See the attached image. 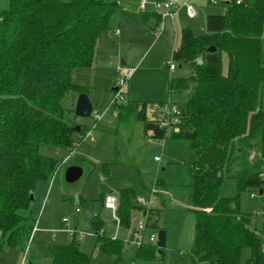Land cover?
Returning a JSON list of instances; mask_svg holds the SVG:
<instances>
[{"label":"trees","instance_id":"trees-1","mask_svg":"<svg viewBox=\"0 0 264 264\" xmlns=\"http://www.w3.org/2000/svg\"><path fill=\"white\" fill-rule=\"evenodd\" d=\"M119 1L9 0L0 10V255L8 248L28 247L35 229L31 207L36 184L50 181L62 166L43 155L41 147L74 150L85 133L76 120L75 99L70 108L63 102L70 93L86 92L74 82L73 72L93 65ZM218 1L225 3V11L207 16V32L199 36L190 26L183 28L172 53V62L191 66L188 77L170 79V93L188 95L185 107H177V128H160L159 119L147 117L146 106L138 118L152 139L177 137L189 143L194 264H242L244 249L251 250L247 264H264V219L262 229L251 227L240 201L248 189H262L264 196V0ZM149 17L151 28L163 21L155 11L146 12L143 21ZM211 46L216 50L208 51ZM226 178L237 181L233 197L220 195ZM136 197L132 187L120 190L116 214L124 230L139 210ZM104 198L81 197L79 205L96 211L88 232L120 264L125 244L105 227L99 213ZM151 212L149 227L155 225ZM72 235L68 244H50L51 264H90V254L75 241L77 231ZM159 253L163 248L146 244L134 257L152 259Z\"/></svg>","mask_w":264,"mask_h":264},{"label":"rangeland","instance_id":"rangeland-1","mask_svg":"<svg viewBox=\"0 0 264 264\" xmlns=\"http://www.w3.org/2000/svg\"><path fill=\"white\" fill-rule=\"evenodd\" d=\"M129 1L134 4L131 3L129 8L123 4L124 7L139 12L141 0ZM172 1L179 6L189 1L197 11L195 18L187 17L185 11L178 15L176 36L170 17L164 18L165 21L158 28H151L153 19L149 17V22L145 19L141 23V28L148 30L147 34H141V38L138 34L136 37L127 36L134 30L127 34L123 30V35L118 37L112 29L119 18H116L115 11L112 28L101 34L93 65L74 70V82L86 89L85 93L93 105L91 115L76 119L84 124L85 133L78 137L74 150L49 144L41 147L43 155L60 160L62 166L50 181H39L36 184L31 207L35 230L28 247L24 250H8L3 254L2 264H17L15 259L22 264L23 258L25 264H51L48 255L50 244L70 243L74 236L69 230L77 231L75 241L90 254V264H115V258L100 250L99 244H95V236L88 232L95 213L91 209L80 208L79 201L81 197L85 201H94L104 195V208L101 206L100 211L106 215L114 235L117 233L116 238H120L121 234L130 233V229L120 227L117 230V223L112 218L113 211L107 207L106 202L109 196L117 197L120 190L128 187L133 188L137 200H149L154 209L150 223L155 225L149 227L146 235L151 232L158 235L160 230H165L166 244L163 253L152 259L135 258L134 243L127 244L120 264H194L192 246L196 219L189 202V185L193 182L189 143L177 137H167L164 141L153 138L151 141V133H146L145 121L138 118V113L146 106L147 117L158 119L154 104L162 100L166 103L169 99L179 110L185 107L187 93H170V79L188 77L191 66L173 61L176 69L170 74L169 61L172 60L173 46L179 44L182 25L188 24L196 35H203L207 32V16L223 13L226 5L218 0L216 4L212 0ZM153 2L150 0L148 3V10L155 9ZM8 4L9 0H0V10ZM137 19L130 20L132 27H136ZM108 36L117 45L109 48L105 43ZM101 48L103 51H99ZM223 59L226 66L227 56L223 55ZM123 61L126 63L123 64ZM128 68H132L133 73L124 93L116 97L115 88L119 87V80ZM72 95L75 96L71 98ZM78 96V93H70L64 99V106L70 108V102L74 99L76 105ZM98 114L102 115L100 119H97ZM89 132L93 134L88 135ZM155 156H160L162 161H156ZM77 164L83 167L84 173L78 181L68 183L65 171L70 165ZM263 175L264 171L261 173ZM157 180L158 185H155ZM237 192L236 179L226 178L220 195L233 197ZM252 194L255 196L252 197ZM240 201L241 211L249 217L251 227L262 229L264 196L256 189H248L242 192ZM143 211H134L131 218L142 219ZM65 218L67 221H64ZM250 256L251 250L244 249L242 264H247Z\"/></svg>","mask_w":264,"mask_h":264},{"label":"built area","instance_id":"built-area-1","mask_svg":"<svg viewBox=\"0 0 264 264\" xmlns=\"http://www.w3.org/2000/svg\"><path fill=\"white\" fill-rule=\"evenodd\" d=\"M212 1L214 4L217 3L216 0H212ZM238 2H240V0H238ZM147 4H148V0H142L141 2L142 11L146 10ZM182 6L186 8L187 13L191 18L197 15L196 9L188 1H186ZM182 6L175 4L172 0H155L154 1L155 10L162 15L163 21H164V18H167V17H170L173 19L175 15L177 14V12L182 8ZM169 66H170L171 71L175 69V65L172 61L169 62ZM132 73H133L132 68L126 69L124 75L119 80V87H117L118 90H116L117 91L116 97L124 93V89ZM154 110L159 115V127L160 128H163V129L166 128L168 130L171 127L177 128V125L179 124V118H178L179 111L175 104H172L170 101L162 105L159 103H156L154 105ZM101 117H102L101 114L97 115V119H100ZM92 134H93L92 132H89L88 135H92ZM162 140L164 141V139ZM151 141H153V139H151ZM155 160L162 161L160 156H156ZM154 192H156V190H154ZM252 195H253L252 197L255 196L254 194ZM106 203H107L106 204L107 207L113 211L112 218L116 221L117 230H119L121 227V224H120V219L116 214V210L118 208V198L115 196H109L107 198ZM136 203L139 206L140 212H141V209L144 210L142 213L143 218L142 219L138 217L131 218L130 227H129L131 239L128 238L126 241L128 242L131 241L132 243H134L136 248H140L141 246L146 245V244L157 245L158 235L156 233L151 232L148 235H146V232L149 229V211L151 209L150 201L144 200V199H139V200L136 199ZM77 211H79L78 208H77ZM64 221H67L66 218L64 219ZM69 231L70 233H74L75 230L74 231L69 230ZM100 232L101 233L104 232V228H102ZM89 233L95 236L93 232H89ZM116 237H117V233L114 235V239H116ZM22 264H25V258H23Z\"/></svg>","mask_w":264,"mask_h":264},{"label":"crops","instance_id":"crops-1","mask_svg":"<svg viewBox=\"0 0 264 264\" xmlns=\"http://www.w3.org/2000/svg\"><path fill=\"white\" fill-rule=\"evenodd\" d=\"M155 1V0H154ZM141 2H142V0H141ZM141 2H140V4H139V12L137 11V12H133L132 10H130V9H127V8H129V5H132V4H134V2H132V1H129V0H126L124 3H120V6H119V8L117 9V15H116V18H118V22H117V25L116 26H114L112 29L114 30V33H115V35H117L118 37H120L121 35H123V30H124V33H128L129 31H131V30H134V32L133 33H130V34H127V36H129V37H136V35L138 34L139 35V37L141 38V34L142 35H144L145 33L147 34V32H148V30L147 29H145V30H143V28H141V23L143 22V15L146 13V12H150V11H155L156 13H157V11L154 9V10H148L147 9V6H146V10L145 11H142V9H141ZM150 2V0H148V3ZM189 2V1H188ZM132 3V4H131ZM190 3V2H189ZM126 5L127 6V8H125L124 7V5ZM153 4H154V2H153ZM175 4H177V3H175ZM148 5V4H147ZM185 11V13H186V15L188 14L186 11V8L185 7H183L182 6V8L177 12V17H176V15H175V17L172 19V18H170V20H171V23H172V25H173V28H174V33H175V36H176V30H177V27H176V20H177V18H178V15L180 14V13H182V12H184ZM135 14H137L136 16H135ZM197 16V15H196ZM195 16V17H196ZM138 18L137 19V21H136V27H132L131 26V24H130V20L131 19H134V18ZM187 17H189V18H191L189 15H187ZM195 17H192V18H195ZM165 21V20H164ZM163 23V22H162ZM187 26H189L188 24L187 25H182V29L183 28H185V27H187ZM158 28V27H157ZM111 29V30H112ZM182 29H181V32H182ZM156 30V29H155ZM127 31V32H126ZM99 41H100V39H99ZM99 41H98V45H99ZM180 41H181V33H180V40H179V43H180ZM105 43L109 46V48H112L113 46H115V45H117V43L116 42H114L113 40H112V38H111V36H108L107 38H106V40H105ZM174 44H175V42H174ZM97 45V49H98V46ZM179 45V44H178ZM177 47V46H176ZM175 46H173V49H172V53H173V51H174V49L176 48ZM99 51H103V48H101ZM126 63V62H125ZM170 74H171V71H170ZM173 74V73H172ZM163 101V100H162ZM162 101H160L161 103H162ZM169 101H170V99H169ZM156 112V111H155ZM159 119V118H158ZM82 137V136H81ZM156 157V156H155ZM117 197H119V194H118V196ZM104 208V207H103ZM154 209H153V207H152V211H153ZM92 211V210H91ZM138 211V210H137ZM93 213H95V215H96V211H92ZM100 213V215H101V217L103 218V220L105 221V227H106V229L108 230V233L112 236V238H114V232H113V230L111 229V225L107 222V220H106V215L105 214H102L101 213V211L99 212ZM152 213V212H151ZM151 213H150V215H151ZM94 215V216H95ZM92 222V221H91ZM79 223H81V221H79ZM77 228V227H76ZM91 228V227H90ZM90 230V229H89ZM113 232V233H112ZM112 233V234H111ZM127 233V235H125V233H123V234H121L120 235V237L121 238H125V237H127L128 236V238H130L131 239V235H130V233H128V232H126ZM127 238V239H128ZM124 241V244H125V246L127 245V244H130V243H132L131 241H126V240H123ZM8 250H14V249H12V248H8L5 252H7ZM21 250H23V249H21ZM135 251H136V248H135ZM135 251H134V254H135ZM4 252V253H5ZM3 253V254H4ZM3 254L2 255H0V264H2V261H4L3 259H4V256H3ZM18 259H15V262L17 263V264H19L18 263V261H17Z\"/></svg>","mask_w":264,"mask_h":264},{"label":"water","instance_id":"water-1","mask_svg":"<svg viewBox=\"0 0 264 264\" xmlns=\"http://www.w3.org/2000/svg\"><path fill=\"white\" fill-rule=\"evenodd\" d=\"M216 48L215 46H211L208 48V51H215ZM123 64L125 62L123 61ZM115 90H118V88H115ZM93 111V105L92 102L89 98V96L86 93H80L76 105H75V114L79 117H88L91 115ZM81 127L78 125L76 126V130H80ZM84 173L83 167L78 166V165H71L69 166L66 171H65V179L68 183H74L78 181ZM263 190H259V194L262 195ZM31 199L34 198V194L32 193L30 195ZM166 244V231L165 230H160L158 233V242L157 245L161 249L165 246ZM29 264H32L31 262Z\"/></svg>","mask_w":264,"mask_h":264}]
</instances>
